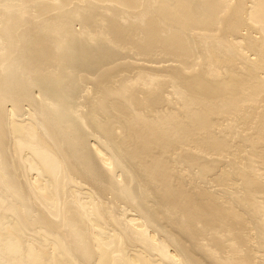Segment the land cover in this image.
Segmentation results:
<instances>
[{
    "label": "bare ground",
    "instance_id": "6f19581e",
    "mask_svg": "<svg viewBox=\"0 0 264 264\" xmlns=\"http://www.w3.org/2000/svg\"><path fill=\"white\" fill-rule=\"evenodd\" d=\"M0 264H264V0H0Z\"/></svg>",
    "mask_w": 264,
    "mask_h": 264
},
{
    "label": "rangeland",
    "instance_id": "374dc122",
    "mask_svg": "<svg viewBox=\"0 0 264 264\" xmlns=\"http://www.w3.org/2000/svg\"><path fill=\"white\" fill-rule=\"evenodd\" d=\"M242 33H245V31L243 30V31H242ZM252 36H253V37H257L258 35H256V33H254V34H252ZM248 55L250 56V58H251V59H253V58H254V56H253V55H251L250 53H248ZM171 64H172V63H170V62H169V63H167V64H164V65H171Z\"/></svg>",
    "mask_w": 264,
    "mask_h": 264
}]
</instances>
